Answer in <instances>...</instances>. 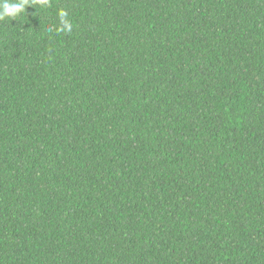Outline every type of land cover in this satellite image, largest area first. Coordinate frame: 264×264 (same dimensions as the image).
Returning a JSON list of instances; mask_svg holds the SVG:
<instances>
[{"label": "trees", "instance_id": "1", "mask_svg": "<svg viewBox=\"0 0 264 264\" xmlns=\"http://www.w3.org/2000/svg\"><path fill=\"white\" fill-rule=\"evenodd\" d=\"M0 17V264H264V0Z\"/></svg>", "mask_w": 264, "mask_h": 264}, {"label": "clouds", "instance_id": "2", "mask_svg": "<svg viewBox=\"0 0 264 264\" xmlns=\"http://www.w3.org/2000/svg\"><path fill=\"white\" fill-rule=\"evenodd\" d=\"M22 8H23L22 4L13 5L11 9H8V6L5 5V9H6L5 14H15L16 12H19L20 10H22ZM0 18H2V17H0Z\"/></svg>", "mask_w": 264, "mask_h": 264}]
</instances>
